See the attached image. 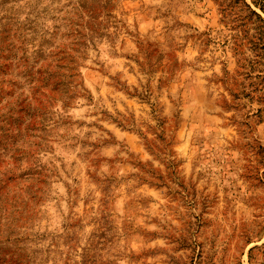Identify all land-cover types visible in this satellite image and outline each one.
<instances>
[{"label": "rangeland", "instance_id": "rangeland-1", "mask_svg": "<svg viewBox=\"0 0 264 264\" xmlns=\"http://www.w3.org/2000/svg\"><path fill=\"white\" fill-rule=\"evenodd\" d=\"M227 3L0 0V264H264Z\"/></svg>", "mask_w": 264, "mask_h": 264}, {"label": "trees", "instance_id": "trees-1", "mask_svg": "<svg viewBox=\"0 0 264 264\" xmlns=\"http://www.w3.org/2000/svg\"><path fill=\"white\" fill-rule=\"evenodd\" d=\"M220 1L230 3H227L226 10L229 11L230 18H233V23H236L235 27L242 29L241 44L235 45L241 49L244 47L242 42L246 41L245 45L252 51L253 58L245 61L248 62L251 73L257 74L258 101L264 104V0ZM239 55L243 56L242 53Z\"/></svg>", "mask_w": 264, "mask_h": 264}]
</instances>
